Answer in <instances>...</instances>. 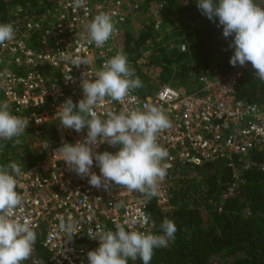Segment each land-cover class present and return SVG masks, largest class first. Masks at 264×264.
I'll return each mask as SVG.
<instances>
[{"label":"built area","instance_id":"1","mask_svg":"<svg viewBox=\"0 0 264 264\" xmlns=\"http://www.w3.org/2000/svg\"><path fill=\"white\" fill-rule=\"evenodd\" d=\"M261 3L264 8V0ZM142 12L140 0H85L83 7H76L74 0H40L36 5L18 6L10 14L7 23L13 24L16 35L0 46V101L8 102L12 114L29 118L22 136L30 135L37 148L48 152L41 164L17 177L16 191L23 196L18 215L30 219L37 233L25 264H88L87 253L99 247V240L89 238L88 233L97 225L115 231L119 223L128 230L126 221L147 215L149 223L143 227L136 223L134 230L155 234L149 201L141 193L116 185L108 190L91 186L88 178H81L66 165L58 150L62 143L83 141L87 134L86 128L77 133L61 127L59 107L68 98L74 103L82 99V79H94L106 60L117 52L127 56L125 31ZM100 13L111 15L116 31L97 47L87 43L85 25ZM152 14L157 31L163 6L155 7ZM66 56L80 57L87 64L77 67ZM128 64L130 67L129 59ZM245 71L258 78L251 63L246 62L227 76L203 75L197 86L186 91L166 84L151 98L144 99L132 91L122 101L106 98L96 109L98 114L143 111L146 105L163 109L171 126L158 133L157 142L169 154L162 161L168 168L153 197L162 214L175 209L171 204L172 183L188 168L225 162L233 169L230 193L242 183L243 172L259 169L264 173V104L238 97ZM67 75L72 79H66ZM46 127H53L56 137L48 139ZM117 149L119 145L108 143L92 148L93 153ZM91 172L100 174L95 159ZM69 216L75 221L76 235L70 236L59 227ZM128 264H141V260H129Z\"/></svg>","mask_w":264,"mask_h":264},{"label":"clouds","instance_id":"2","mask_svg":"<svg viewBox=\"0 0 264 264\" xmlns=\"http://www.w3.org/2000/svg\"><path fill=\"white\" fill-rule=\"evenodd\" d=\"M84 3L85 0H74L76 7H83ZM197 6L209 20L218 18L225 38L233 37L229 44L234 49L230 64L235 67L250 62L256 77L264 81V8L256 0H197ZM85 28L87 43L97 47H102L116 31L108 13L95 15ZM15 35L12 23H0V46L12 41ZM65 59H71L77 67L87 64L80 57ZM65 78L72 79L71 75ZM142 86L123 52L106 60L94 79H82L83 98L77 103L68 98L59 107L61 127L77 133L86 128L87 134L83 141L62 143L58 150L66 165L81 178H88L91 186L108 190L116 185L130 192L138 191L147 202L158 194V184L167 174L168 165L162 161L169 154L157 140L158 133L171 126L168 117L162 108L153 105H146L143 111L108 110L98 114L96 110L106 98L122 101ZM28 126V117L12 114L8 102L0 101V142L18 144ZM103 143L119 145V149L115 153H93V146ZM4 147L0 143V150ZM94 159L99 175L91 172ZM20 175L21 167L15 162L0 166V264H23L31 257L37 240L32 221L18 215L23 206V196L16 191ZM126 223L128 230L119 223L115 231L101 225L89 230L88 237L98 239L99 247L87 253L88 264H128L137 258L142 264H150L154 249L167 247L177 231L175 223L167 218L160 225L161 234L134 230L136 223L142 227L149 223L147 215ZM59 227L70 236L78 233L71 216L66 222L62 220Z\"/></svg>","mask_w":264,"mask_h":264},{"label":"trees","instance_id":"3","mask_svg":"<svg viewBox=\"0 0 264 264\" xmlns=\"http://www.w3.org/2000/svg\"><path fill=\"white\" fill-rule=\"evenodd\" d=\"M40 0H0V23L10 20L11 12L18 6L36 5ZM45 1V0H44ZM142 13H139V35L134 36L129 29L124 34V50L131 62L130 68L142 82V87L134 92L144 99L151 98L164 85L158 84L152 74L159 67L166 72L173 65L179 66L175 76V86L180 90L197 86L202 75L214 77L227 76L239 65L233 67L230 58L234 49L229 47L233 37L223 36L218 18L209 20L197 6V0H141ZM168 6L164 19L180 23H189L188 32L183 36L191 42L189 53L174 51L170 54L160 48L152 56H143V50L149 42L155 43L157 32L154 20L145 12L151 5ZM150 18V19H149ZM131 19L128 23H130ZM200 61L192 68L181 65L189 54ZM158 55V56H157ZM191 69V71H190ZM169 85V84H168ZM187 90V91H188ZM238 97L249 103L264 104V81L245 71L238 89ZM48 139L56 137L53 127H46ZM29 135L19 137L23 144L13 141L0 142L5 147L0 150V166L11 162L21 167V172L37 167L48 156L41 148L28 145ZM16 148L18 152L16 153ZM117 150L109 151L115 153ZM259 162V158H256ZM183 172V171H182ZM178 173L175 179L171 204L175 209L166 215L159 210L156 201H149V211L155 223V234H161L160 225L165 218L173 221L177 231L175 239L167 247L154 249L151 264H213V258L233 257L224 264H264V173L259 169L242 173V183L230 193L233 185V169L225 162L215 161L200 168H188ZM195 173L203 186L194 189L185 178V173ZM177 175V174H176ZM188 179V178H186ZM25 264V261L23 262ZM142 264V261H141Z\"/></svg>","mask_w":264,"mask_h":264},{"label":"rangeland","instance_id":"4","mask_svg":"<svg viewBox=\"0 0 264 264\" xmlns=\"http://www.w3.org/2000/svg\"><path fill=\"white\" fill-rule=\"evenodd\" d=\"M141 1V0H140ZM256 2L258 3V5L260 7H262V0H256ZM163 6V11H164V15L163 18H156L159 21H161V28L159 30H155V32H157V39L155 43H151L149 42L147 44V46L144 48L143 50V56L145 57H149L152 56L155 52H157L160 48H163L166 50V52L168 54L174 52V51H178L179 53H189L190 52V46H191V42L189 40L188 37L183 36L182 34L185 32H188L189 30V23H180V22H176L173 21V19H164L165 13L168 10V6L167 5H163V4H156V5H151L149 7V17L151 19L154 20V16L152 13L155 12V7L157 6ZM149 18V19H150ZM138 18L134 19V23L131 24L130 26V30L133 33L134 32V36L139 35L138 33V28H140V25H138ZM138 29V30H137ZM158 56V55H157ZM200 61L197 59V57L194 54H189V56L187 57V59L184 61L183 64L181 65H186L187 67L192 68L193 66H196ZM180 67L173 65L172 67H170V69L166 72H162V68H158L157 70H155L152 74V78L153 80H155L158 84H169L172 83L173 81H175V76L177 74V72L179 71ZM191 71V69H190ZM204 74H202L196 81V83L200 82V79L202 78ZM175 86V83L172 84V86ZM30 136V135H29ZM23 137V136H21ZM29 141H28V145L32 148H37V142L35 144V141L33 140V138L30 136L28 137ZM23 140L20 139V142L18 144H23ZM18 152V148H16V153ZM184 172V171H183ZM182 172V173H183ZM188 179H186V178ZM181 178H185V180L188 181L189 186H192L194 189H199L201 186H203V182L202 180L199 178V176L195 173H185L183 176H179V179ZM178 180V176H176V178ZM173 182V181H172ZM174 189H176V184L172 183V188H171V198H172V194ZM175 208V207H174ZM234 258L233 257H229L227 259H224L223 257L217 256L215 258H213L212 263L213 264H224L226 262H231Z\"/></svg>","mask_w":264,"mask_h":264}]
</instances>
